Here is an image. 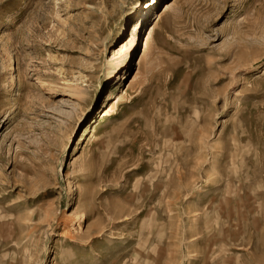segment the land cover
<instances>
[{
  "label": "rangeland",
  "instance_id": "rangeland-1",
  "mask_svg": "<svg viewBox=\"0 0 264 264\" xmlns=\"http://www.w3.org/2000/svg\"><path fill=\"white\" fill-rule=\"evenodd\" d=\"M0 264H264V0H0Z\"/></svg>",
  "mask_w": 264,
  "mask_h": 264
},
{
  "label": "bare ground",
  "instance_id": "bare-ground-1",
  "mask_svg": "<svg viewBox=\"0 0 264 264\" xmlns=\"http://www.w3.org/2000/svg\"><path fill=\"white\" fill-rule=\"evenodd\" d=\"M147 7V6H146ZM163 9H165L163 11ZM168 10H170V7L168 4H164L160 10V12L157 13L156 15V19L154 20L153 23L155 24H151V29L149 30V33L146 34L142 40V43H141V47H140V53H139V56L138 58L136 59L137 61V66H138V72H137V75H135V77L133 76V74L130 76L129 79H132L133 78V82L136 80L138 74L141 72L140 70L142 69V65H143V62H144V59L147 55V53L149 52V49H150V46H151V41H152V37H153V34L154 32L156 31L157 27L159 28V25L161 24V22L163 21L164 19V15L168 12ZM163 11V12H162ZM162 12V13H161ZM140 22V21H139ZM139 22H135L134 24H132L133 27L130 28V30L128 31V35H127V39H129V43L131 44H134L137 42L138 40V37H139V33L141 31V27H142V24H139ZM149 29V28H148ZM127 46V45H126ZM126 46H123L122 49H124ZM47 78V77H46ZM39 80H41V83L42 81H45V77H41ZM48 80V79H46ZM132 82V83H133ZM130 87V86H129ZM119 99L118 97H114L113 95H111L109 98H108V105L105 107V109L102 111V113H104L103 117H107V115H109V112L110 110H112V104L115 100ZM103 119V118H102ZM96 126L94 128H92V134L93 136L91 137L92 139L95 138L98 130H99V127L101 125V123H95ZM90 138V137H89ZM91 141V139H86V145H85V148L83 149V154L84 152L86 151V149L89 147V142ZM84 142V143H85ZM82 154V153H81ZM82 154V155H83ZM75 161H78L77 159V155L75 156ZM42 210V209H41ZM44 213V217H45V220L46 222L49 223L50 219H52L53 217V212H54V207L53 205H50V207H48L45 211H43ZM74 217V216H73ZM79 217V221H80V224L79 226H81L82 222L84 221V219L86 218L84 214H82L80 216V214L78 215ZM68 218V217H67ZM76 218V217H75ZM70 219V218H69ZM74 220V219H73ZM77 220V219H76ZM50 225V224H49ZM72 238V237H71Z\"/></svg>",
  "mask_w": 264,
  "mask_h": 264
}]
</instances>
